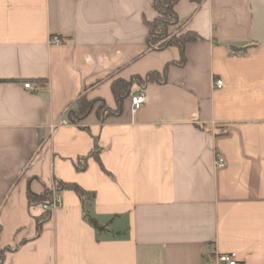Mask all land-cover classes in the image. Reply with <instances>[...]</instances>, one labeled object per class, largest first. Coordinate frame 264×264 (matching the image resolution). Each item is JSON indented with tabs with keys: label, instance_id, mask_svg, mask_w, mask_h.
<instances>
[{
	"label": "crops",
	"instance_id": "obj_1",
	"mask_svg": "<svg viewBox=\"0 0 264 264\" xmlns=\"http://www.w3.org/2000/svg\"><path fill=\"white\" fill-rule=\"evenodd\" d=\"M153 1L0 0V264H264V0H178L203 38L183 65L148 46ZM152 72L136 112L130 95L120 114L69 119L82 96L115 110L113 82ZM58 183L93 195L29 203Z\"/></svg>",
	"mask_w": 264,
	"mask_h": 264
},
{
	"label": "trees",
	"instance_id": "obj_2",
	"mask_svg": "<svg viewBox=\"0 0 264 264\" xmlns=\"http://www.w3.org/2000/svg\"><path fill=\"white\" fill-rule=\"evenodd\" d=\"M198 4H200L203 0H192ZM178 0H154L153 8L157 12V17L153 21H146L147 26L149 28V35L147 39V43L150 49L162 50L169 46H177L181 52V58L178 62L174 64L183 65L187 61L186 57V45L189 42L200 41L203 38L193 31H186L184 33L174 34L171 31L173 26L179 25V18L175 9ZM180 26V25H179ZM163 76L166 77V70L163 72ZM161 73L152 72L149 73L145 78L142 77H134L133 79L127 81L123 79H117L113 82L112 90L114 96L117 101V108L112 110L108 107L105 102L101 99H93L89 100L86 96H82L76 106L70 109L67 112V115L71 122H79L85 116H87L99 103V112H102L104 116H109L112 114H120L125 100L131 95L132 85L136 83H140L141 85H145L153 80H160ZM70 188L77 192L81 198H83L84 204L86 199L85 197H90L93 194L88 193L83 190L81 187L75 184L69 183H58L56 187L57 190L60 188ZM28 200L30 204H50L52 202V191L46 189L44 192L37 194L32 191H28ZM50 213H45L42 217H40L37 221V232L40 234L43 229V223L45 220L49 218ZM85 217L88 221L97 229V231H103L104 227L101 226L98 221L89 214L87 211L85 213ZM10 250V249H8ZM3 253V250L0 249V254Z\"/></svg>",
	"mask_w": 264,
	"mask_h": 264
},
{
	"label": "built area",
	"instance_id": "obj_3",
	"mask_svg": "<svg viewBox=\"0 0 264 264\" xmlns=\"http://www.w3.org/2000/svg\"><path fill=\"white\" fill-rule=\"evenodd\" d=\"M65 38L62 37L59 34H53L50 37V44L51 45H61L65 42ZM217 87H221L223 85L222 80H217L216 81ZM25 87L33 89L31 83H25ZM130 101H131V109L133 112H136L139 110L141 107L144 106V104L147 102V95L145 92L141 91L135 94H132L130 96ZM62 124H68L69 121L67 119H62L60 121ZM225 164L224 158L222 156H217L216 158V166L217 168L223 167ZM62 203V198L60 195V192L57 191V189H54V193L52 195V202L50 204H45V208H50V207H56L61 205ZM212 258L210 260L211 264H242L238 258L236 253H212Z\"/></svg>",
	"mask_w": 264,
	"mask_h": 264
},
{
	"label": "rangeland",
	"instance_id": "obj_4",
	"mask_svg": "<svg viewBox=\"0 0 264 264\" xmlns=\"http://www.w3.org/2000/svg\"><path fill=\"white\" fill-rule=\"evenodd\" d=\"M171 31H172L173 35L176 34V33H177V34H179V33H180V34H181V33H184L179 25L173 26V27L171 28Z\"/></svg>",
	"mask_w": 264,
	"mask_h": 264
},
{
	"label": "water",
	"instance_id": "obj_5",
	"mask_svg": "<svg viewBox=\"0 0 264 264\" xmlns=\"http://www.w3.org/2000/svg\"><path fill=\"white\" fill-rule=\"evenodd\" d=\"M230 49H231L233 52H239V51H246V50H247V47H236V46H230Z\"/></svg>",
	"mask_w": 264,
	"mask_h": 264
}]
</instances>
